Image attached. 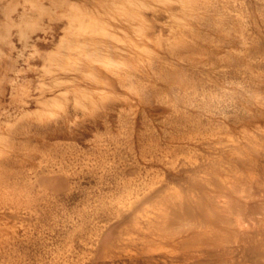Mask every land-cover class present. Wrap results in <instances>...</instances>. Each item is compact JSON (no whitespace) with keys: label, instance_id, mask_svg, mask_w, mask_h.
<instances>
[{"label":"rangeland","instance_id":"1","mask_svg":"<svg viewBox=\"0 0 264 264\" xmlns=\"http://www.w3.org/2000/svg\"><path fill=\"white\" fill-rule=\"evenodd\" d=\"M22 1L0 0V264H260L264 0Z\"/></svg>","mask_w":264,"mask_h":264},{"label":"bare ground","instance_id":"2","mask_svg":"<svg viewBox=\"0 0 264 264\" xmlns=\"http://www.w3.org/2000/svg\"><path fill=\"white\" fill-rule=\"evenodd\" d=\"M24 1V0H23ZM22 1V2H23ZM55 1V0H54ZM54 1H52V2H54ZM56 1H59V0H56ZM61 1V3L60 4H62L63 3V6H64V9H65V11L64 12H66V15L69 17H65V18H67V19H69V21L70 20H72V18L73 17H75L76 16V18H73V19H75L76 21H78V20H80V18H83V17H81V15L83 14V12H79V19H78V12L77 11H75V8H73V9H70L71 7V4H72V2L70 3V2H67V0H60ZM59 1V2H60ZM84 1V0H83ZM86 1H88V0H86ZM158 1H160V0H158ZM167 1H169V0H167ZM179 1V0H178ZM187 1V0H186ZM208 1V0H207ZM26 2H28V0H26ZM50 2H51V0H50ZM152 2V1H151ZM190 2V1H189ZM56 2H54L53 4H50V6H52V5H54ZM64 3H65V5H66V3H70V4H68L69 5V10H66V8L68 7V6H66V8H65V5H64ZM82 3H84V2H82ZM164 3V2H163ZM167 3V2H166ZM165 3V4H166ZM174 3V2H173ZM206 3V2H205ZM22 4V3H21ZM28 4V3H27ZM30 4V3H29ZM31 4H33L32 2H31ZM141 4V3H140ZM156 4V3H155ZM168 4V3H167ZM169 4H170V1H169ZM172 4V3H171ZM186 4H187V2H186ZM7 5V4H6ZM24 5V4H23ZM57 5V4H56ZM59 5V4H58ZM146 5V3H144V5L143 6H145ZM188 5V4H187ZM49 6V7H50ZM60 6V5H59ZM75 5L73 4V7H74ZM77 6V5H76ZM82 6V5H81ZM80 6V7H81ZM31 7V6H30ZM38 7V6H37ZM79 7V6H78ZM78 7H76V8H78ZM79 7V9H81ZM82 7H84V5L82 6ZM169 7V6H168ZM51 8V7H50ZM53 8V7H52ZM54 8H55V6H54ZM56 8H57V6H56ZM55 8V9H56ZM60 8L61 7H59V9H53V14H54V10L55 11H59L60 10ZM86 8V7H85ZM85 8H83V9H85ZM39 9H42V7H40L39 6ZM68 9V8H67ZM78 9V10H79ZM80 10V11H84V10ZM155 9V8H154ZM214 9V8H213ZM31 10V9H30ZM43 10V9H42ZM48 10V9H47ZM62 10V9H61ZM77 10V9H76ZM3 11V10H2ZM29 11V10H28ZM27 11V12H28ZM40 11V10H39ZM58 11L56 12V13H58ZM63 11H60L59 12V14L58 15H60V14H62V16L64 15L65 16V13L63 14ZM26 12V13H27ZM44 12V11H43ZM87 11H86V9H85V12L84 13H86ZM152 12V11H151ZM51 13V12H50ZM188 13H190V12H188ZM40 14H41V12H40ZM197 15V14H196ZM47 16V15H46ZM48 16H50V15H48ZM61 16V17H62ZM70 16H73L72 18L70 17ZM82 16H85L84 14L82 15ZM193 15H191V17H192ZM52 17V16H51ZM55 18L57 17V16H54ZM53 17V18H54ZM190 17V16H189ZM38 18V17H37ZM71 18V19H70ZM87 18V17H86ZM39 19V18H38ZM78 19V20H77ZM88 19V18H87ZM90 19V18H89ZM73 21V20H72ZM81 22H82V20H80ZM83 21H85L84 19H83ZM81 25V24H80ZM102 47V46H101ZM107 47V46H106ZM113 48V47H112ZM115 48V47H114ZM106 49V48H105ZM104 49V50H105ZM99 50H97L96 52H98ZM107 51H109V49L107 50ZM102 52V51H101ZM93 53H95V52H93ZM110 53V52H109ZM86 54V53H85ZM106 56L108 55V54H106V53H104ZM87 55V54H86ZM101 56V55H100ZM85 57V56H84ZM87 57V56H86ZM89 57V56H88ZM103 57V56H102ZM90 58V57H89ZM97 58V57H96ZM95 58V59H96ZM109 58V57H108ZM110 58H112V57H110ZM85 59V58H84ZM94 59V60H95ZM88 60V58L86 59V61ZM90 60V59H89ZM99 60V59H98ZM101 60V59H100ZM103 60H105V59H103ZM102 60V61H103ZM65 61L66 60H64V63H65ZM92 61V60H91ZM97 61V60H96ZM107 61H108V59H107ZM114 61H116V60H114ZM69 62V61H68ZM117 62H118V60H117ZM56 63H58V62H56ZM62 63V62H61ZM61 63H59V64H61ZM80 63V62H79ZM88 63V62H87ZM89 63H90V61H89ZM93 63H94V61H93ZM93 63H91V64H93ZM96 63H99V62H95L94 64H96ZM101 63V62H100ZM109 63L111 64V62H110V60H109ZM115 63V62H114ZM113 63V64H114ZM101 64H103V63H101ZM112 64V65H113ZM75 65V64H74ZM98 65V64H97ZM100 65V64H99ZM106 65V64H105ZM104 65V66H105ZM114 65H117L116 63L114 64ZM79 66V65H78ZM117 66H119V65H117ZM123 66V65H122ZM121 65H120V67H122ZM72 67V66H71ZM76 67V66H75ZM107 67V66H106ZM105 67V68H106ZM109 67H110V65H109ZM60 68V67H59ZM61 69V68H60ZM62 69H63V67H62ZM78 69H79V67H78ZM74 70V69H73ZM89 70V69H88ZM109 70V69H108ZM111 70V69H110ZM87 71V70H86ZM91 71V70H90ZM97 71V70H96ZM87 72H89V71H87ZM87 72H85V73H87ZM93 72V71H92ZM81 74H83V73H81ZM88 74H90V73H88ZM99 74V73H98ZM112 74V73H111ZM84 75V74H83ZM102 75V74H101ZM104 75V74H103ZM85 76V75H84ZM88 76V75H87ZM95 76H97L96 74H95ZM99 76V75H98ZM90 77V76H89ZM102 77V76H101ZM106 77V76H105ZM87 78V77H86ZM85 78V79H86ZM93 78V77H92ZM97 78V77H96ZM103 78V77H102ZM117 78V77H116ZM98 79H99V77H98ZM97 79V80H98ZM117 79H119V77L117 78ZM90 80V79H89ZM94 80V79H93ZM93 80H90V81H93ZM96 80V81H97ZM102 80V79H101ZM99 81V80H98ZM120 81V80H119ZM104 82V81H103ZM103 82H101V83H103ZM106 82V81H105ZM121 83V82H120ZM92 84V83H91ZM96 84H97V82H96ZM104 84H106V83H104ZM102 85V84H101ZM108 86V85H107ZM76 90L75 91H77V90H80V89H77V88H75ZM85 90H87V89H85ZM74 91V92H75ZM93 91V90H92ZM81 93H82V91H80ZM97 92V91H96ZM89 93H90V91H89ZM86 94V93H85ZM84 94V95H85ZM94 94H96V93H94ZM83 95V94H82ZM93 95V94H92ZM87 96H89L88 94H87ZM40 97V96H39ZM78 97V96H77ZM91 97V96H90ZM89 97V98H90ZM95 97V96H94ZM79 98V97H78ZM47 99V98H46ZM50 99V98H49ZM95 99V98H94ZM45 100V99H44ZM43 100V101H44ZM51 100V99H50ZM50 100L48 101V102H50ZM81 100H82V97H81ZM42 101V100H41ZM41 101H40V103H41ZM45 101H47V100H45ZM44 101V102H45ZM52 101V100H51ZM78 101V100H77ZM80 101V100H79ZM86 101V100H85ZM37 102H39V101H37ZM36 102V103H37ZM84 102V101H83ZM78 103V102H77ZM87 103V102H86ZM42 104V103H41ZM45 104H46V102H45ZM75 104V103H74ZM80 104V103H79ZM44 105V104H43ZM78 105V104H77ZM253 137V136H252ZM254 138V137H253ZM228 141H229V139L228 138H226ZM231 140V139H230ZM230 142V141H229ZM1 148V147H0ZM3 149H5V148H3ZM2 150V149H1ZM6 150V149H5ZM4 151V150H3ZM5 152V151H4ZM5 153H3V155H4ZM1 155V154H0ZM251 158V157H250ZM230 159V158H229ZM194 164V163H193ZM250 177V176H249ZM228 179V178H227ZM258 187H260L259 185H258ZM243 188V187H242ZM261 189V188H260ZM234 192V191H233ZM234 217V216H233ZM213 220V219H212ZM201 221V220H200ZM199 221V222H200ZM214 221H216V219H214L213 220V222ZM238 222V221H237ZM239 224V223H238ZM263 224V223H262ZM237 225V224H236ZM241 225V224H240ZM237 227H239V226H237ZM187 231V230H186ZM236 231V230H235ZM186 234V233H185ZM236 239H235V242H240L241 240L238 238V237H235ZM180 240V239H179ZM244 246H245V244H244ZM243 246V248L241 249V250H238L237 251V253H234L233 251L234 250H229V249H226L224 246H220L221 247V250H222V252H220L219 251V246L218 247H216L215 249L217 250L215 253H209L208 251H205L203 254H204V257H207V258H209L210 260H212V261H214L213 262V264H243L245 261H246V259H248V257H247V255H246V250L244 249V248H246V247H244ZM255 248V247H254ZM260 249H261V251H258L257 253H255V255L256 256H258V261H257V263L259 262L260 264H264V244H263V247H262V245L260 246ZM169 250V249H168ZM171 250V249H170ZM251 250V249H250ZM159 251V250H158ZM173 251H175V250H173ZM164 252H165V250H164ZM253 252V251H252ZM176 253V252H175ZM174 253V254H175ZM167 254V253H166ZM222 262H221V261Z\"/></svg>","mask_w":264,"mask_h":264}]
</instances>
